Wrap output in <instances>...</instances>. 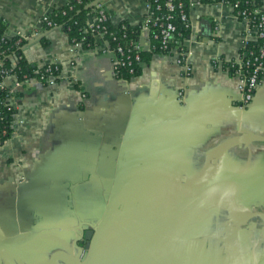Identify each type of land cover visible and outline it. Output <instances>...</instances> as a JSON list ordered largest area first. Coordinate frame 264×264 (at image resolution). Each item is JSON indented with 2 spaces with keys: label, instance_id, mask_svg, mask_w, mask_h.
<instances>
[{
  "label": "crops",
  "instance_id": "crops-1",
  "mask_svg": "<svg viewBox=\"0 0 264 264\" xmlns=\"http://www.w3.org/2000/svg\"><path fill=\"white\" fill-rule=\"evenodd\" d=\"M66 3L0 0L8 36L25 42L24 60L60 67L55 84L31 79L10 101L0 243L46 263L88 224L89 264H264V221L255 217L264 216V142L256 140L264 137V75L240 108L237 81L220 62L237 60L244 46L233 8L188 0L189 73L176 55H153L120 79L105 37L85 49L43 27V16ZM145 3L102 7L117 28L140 24ZM3 85L13 88L12 79ZM107 220L113 227L100 230Z\"/></svg>",
  "mask_w": 264,
  "mask_h": 264
},
{
  "label": "built area",
  "instance_id": "built-area-1",
  "mask_svg": "<svg viewBox=\"0 0 264 264\" xmlns=\"http://www.w3.org/2000/svg\"><path fill=\"white\" fill-rule=\"evenodd\" d=\"M221 2L225 3V0ZM182 6V3L177 5V8L180 9V21L184 29L190 31L189 12L183 10ZM236 6L231 7L234 9ZM145 7V14L141 21V33H143L141 41L138 43L130 41L128 46L115 43L114 48H111L114 56L113 70L115 77L118 78L122 71L132 76L135 73L136 67L142 63L141 53L143 51L151 52L155 49L168 50L166 55H176L177 64L182 66L186 73H189L191 69L186 62L187 50L184 42L181 41L182 33L177 31L176 25L172 21L173 16L171 13L174 11L176 5L171 0H164L163 3H160V0H146ZM162 7L165 10L164 13L160 12ZM235 15L245 26L243 33L244 45L251 38L260 41L258 55L252 61L240 64L233 75L237 81V92L239 94L238 106L245 108L252 102L261 78L264 75V9L260 7L250 11H238ZM92 16L93 21L91 24H88L91 32L95 36L109 38L115 42L117 37L113 32L108 31L105 25L109 21V15L102 5L97 6ZM42 23L45 29L53 28V23L48 19V15L43 16ZM123 28L121 26V29ZM14 38V44L17 47L23 39L18 35L9 37L6 30L2 31L0 33V46L3 40L9 41ZM153 42H157V45H154ZM19 59H21V56L16 53L10 52L7 49H0V88L6 89L7 91L6 95H0V143H4L12 133V118L15 111L10 101L17 97L18 91L25 89L26 84L31 80V78L25 76L22 79H18L16 74L11 72ZM4 60L9 61L10 66H4ZM50 65L53 66L56 64L41 65L47 66L44 73L32 79H35L38 83L45 86L55 84L58 81V77L51 73ZM54 70H57V68H54ZM7 78H11L13 81V88L11 89L3 85V81ZM7 110L12 111L11 119L8 122L6 116Z\"/></svg>",
  "mask_w": 264,
  "mask_h": 264
},
{
  "label": "trees",
  "instance_id": "trees-1",
  "mask_svg": "<svg viewBox=\"0 0 264 264\" xmlns=\"http://www.w3.org/2000/svg\"><path fill=\"white\" fill-rule=\"evenodd\" d=\"M95 1H98L97 4H94ZM104 0H67V3L58 9L53 10L51 13L48 14V19L53 23V28H60L62 29L68 36V39L73 44H80L85 49H90L94 46V37L95 35L91 32L87 20L88 17L93 15L94 10L97 6L102 5ZM164 0H160V3H163ZM174 5H176L174 11L171 13L173 18L172 21L176 25L177 31L182 33L181 41H185L188 37L190 31L185 30L181 21H180V9L177 8L179 3H182L183 10L188 11V0H171ZM205 2H221L223 0H213V1H206ZM225 4L229 6H235L233 11L237 13L238 11H250L254 8L262 7L261 0H225ZM164 8L162 7L160 12L164 13ZM109 15V14H108ZM239 19V18H238ZM107 26L108 31L114 33L117 37V40L113 42L111 39L106 38L109 42L111 48H114L115 43H120L122 46H128L130 41L133 42H140L141 41V23L136 26H131L127 23H121L119 27L112 28L109 24V21L105 24ZM121 26L124 28L121 29ZM7 25L3 20L0 19V33L6 30ZM44 27V24H43ZM0 49H7L10 52H14L17 55L21 56L16 63L15 68L11 71L15 73L18 79H22V77L27 78H36L39 74L44 73L47 66H40V65H32L28 64L23 56H22V48L24 46V41L22 40L21 44L15 47V38L9 41H2ZM154 45H157V42H153ZM172 47V46H171ZM260 49V41L255 38H251L246 41L245 45L241 49L239 53V57L237 60L233 61H224L223 59L220 60L222 66L228 70L231 76L234 75L236 69H238L240 64H244L245 62L252 61L253 58L258 55ZM9 53V52H7ZM168 50H159L155 49L154 51L148 52L143 51L141 53V61L143 63H148L149 60L153 55H166ZM218 61L214 62L216 65ZM10 66L9 61L4 60V66ZM141 65L137 66L135 69V73L131 76L125 71L121 72V75L118 77L120 79H129L133 76H136L140 73ZM51 73L59 78L60 74V67L58 65H50ZM57 68V70H54ZM263 77V76H262ZM262 79V78H261ZM6 89L0 88V95H6ZM12 111H8L6 113L7 122L11 119Z\"/></svg>",
  "mask_w": 264,
  "mask_h": 264
},
{
  "label": "water",
  "instance_id": "water-1",
  "mask_svg": "<svg viewBox=\"0 0 264 264\" xmlns=\"http://www.w3.org/2000/svg\"><path fill=\"white\" fill-rule=\"evenodd\" d=\"M95 1L94 4H97ZM258 141L264 142V137H257ZM106 196V195H105ZM115 213H118L117 211ZM255 217H259L264 221V216L261 213H256ZM100 230H108L113 227L112 222L104 221L99 223ZM93 226V225H92ZM87 228L80 227L79 234L75 237H71L68 241H64L58 248L59 251L50 253L46 263H35V264H89L91 252L94 247L95 235H93V227ZM40 230L39 228H36ZM92 229V230H91ZM87 243H84V242ZM6 253V255H5ZM25 255L21 250L13 245L9 241L0 243V264H33L29 263Z\"/></svg>",
  "mask_w": 264,
  "mask_h": 264
}]
</instances>
